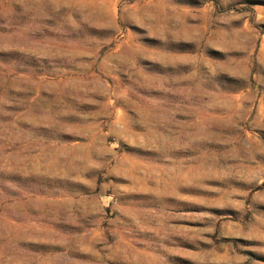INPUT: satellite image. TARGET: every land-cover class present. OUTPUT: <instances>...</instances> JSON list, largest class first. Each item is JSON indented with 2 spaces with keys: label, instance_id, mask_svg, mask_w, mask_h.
<instances>
[{
  "label": "rangeland",
  "instance_id": "rangeland-1",
  "mask_svg": "<svg viewBox=\"0 0 264 264\" xmlns=\"http://www.w3.org/2000/svg\"><path fill=\"white\" fill-rule=\"evenodd\" d=\"M0 264H264V0H0Z\"/></svg>",
  "mask_w": 264,
  "mask_h": 264
}]
</instances>
